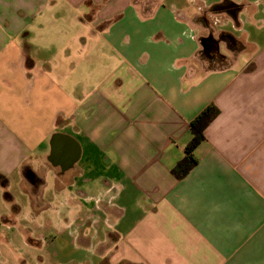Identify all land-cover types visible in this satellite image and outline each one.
I'll return each mask as SVG.
<instances>
[{
	"label": "crops",
	"instance_id": "obj_1",
	"mask_svg": "<svg viewBox=\"0 0 264 264\" xmlns=\"http://www.w3.org/2000/svg\"><path fill=\"white\" fill-rule=\"evenodd\" d=\"M0 264H264V0H0Z\"/></svg>",
	"mask_w": 264,
	"mask_h": 264
},
{
	"label": "trees",
	"instance_id": "obj_2",
	"mask_svg": "<svg viewBox=\"0 0 264 264\" xmlns=\"http://www.w3.org/2000/svg\"><path fill=\"white\" fill-rule=\"evenodd\" d=\"M218 114L219 109L214 104H209L190 121L191 140L185 147V156L180 159L172 169V173L176 178H182L196 164L193 150L204 140V131L206 127Z\"/></svg>",
	"mask_w": 264,
	"mask_h": 264
},
{
	"label": "flooded vegetation",
	"instance_id": "obj_3",
	"mask_svg": "<svg viewBox=\"0 0 264 264\" xmlns=\"http://www.w3.org/2000/svg\"><path fill=\"white\" fill-rule=\"evenodd\" d=\"M213 45H214V42H213V43H211V44H209V45H208V48H212V47H213ZM215 45H216V43H215Z\"/></svg>",
	"mask_w": 264,
	"mask_h": 264
},
{
	"label": "rangeland",
	"instance_id": "obj_4",
	"mask_svg": "<svg viewBox=\"0 0 264 264\" xmlns=\"http://www.w3.org/2000/svg\"><path fill=\"white\" fill-rule=\"evenodd\" d=\"M25 38H27V37H25ZM24 39V38H23ZM27 41V40H26Z\"/></svg>",
	"mask_w": 264,
	"mask_h": 264
}]
</instances>
